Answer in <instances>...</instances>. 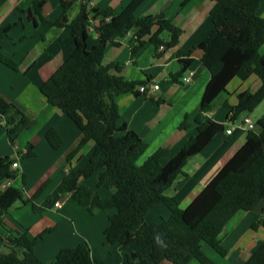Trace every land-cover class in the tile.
Returning <instances> with one entry per match:
<instances>
[{
    "label": "trees",
    "instance_id": "16d2710c",
    "mask_svg": "<svg viewBox=\"0 0 264 264\" xmlns=\"http://www.w3.org/2000/svg\"><path fill=\"white\" fill-rule=\"evenodd\" d=\"M59 1L63 14L56 21L42 13L47 0L36 1L34 8L28 11L36 24L68 27L74 37L73 53L42 85L41 92L47 102L66 114L82 133V140L70 158L89 141L96 143L88 165L80 171H71V176L64 180L62 194H70L92 215L116 208V214L109 217L105 234L109 243L140 246L139 253L128 255V264H216L203 251V244L225 257L228 252L220 237L228 222L237 213L252 211L264 201V114L256 122L258 130L248 131L243 147L187 208H182L180 200L166 195V191L183 173L188 161L202 152L218 133L226 131V125L216 122L209 114L220 96L229 95L227 86L234 78L245 81L256 76L261 85L256 91L239 93L236 105L224 102L230 109L228 123H236L242 113L251 114L264 103V54L260 52L264 44V18L258 15L263 0H213V29L196 47L203 51L201 62L211 76L195 118L198 134L164 166L161 164L164 149L139 163L148 144L127 124H120L116 98L136 93L144 83L128 81L120 75L122 66H104L102 62L108 43L117 45L116 38L132 30L137 42L132 49L134 56L145 45L147 37L156 50L161 46L165 49L176 46L181 29L164 13L136 17L130 8L116 15L110 10L100 12L86 3L70 21L74 0ZM97 18L100 20L94 33L98 34L99 43L89 49L92 34L89 27ZM12 27L0 28V63L18 71L19 63L2 52V41L9 36ZM163 33L169 34V41L162 38ZM194 50L176 53L181 70L171 75L175 82L184 84ZM2 121L12 144L34 125L30 116L0 96ZM46 138L54 149L63 145L54 129L47 132ZM33 155L31 151L25 154ZM13 163L11 157L0 158V249L3 246L10 249L6 255L0 254V264H94L86 241L75 248L62 249L53 262L46 263L36 254L37 241L42 235L31 238L26 232L16 233L6 225L4 219L16 203L27 205L34 200L28 198L23 189L12 186L1 189L19 175L12 168ZM93 176L99 188L112 191L111 196L102 197L81 182ZM158 204L170 210V218L148 223L147 214ZM258 226H264V207L254 228ZM244 264H264V243Z\"/></svg>",
    "mask_w": 264,
    "mask_h": 264
},
{
    "label": "crops",
    "instance_id": "0c3cea01",
    "mask_svg": "<svg viewBox=\"0 0 264 264\" xmlns=\"http://www.w3.org/2000/svg\"><path fill=\"white\" fill-rule=\"evenodd\" d=\"M40 0H1L0 28L13 25L9 36L2 41L3 54L19 63L15 71L0 63V96L16 105L30 116L34 125L23 131L15 144L8 138L7 128L0 125V158L11 157L18 162V177L2 185L1 189L12 186L23 189L28 198L34 200L27 205L16 203L4 222L16 233L26 232L31 238H38L36 254L46 262H53L64 248H75L86 241L91 248L94 264H128V255L137 254L141 248L137 243L128 247L109 243L106 230L109 217L116 214V208L97 211L93 215L76 203L68 193L62 194L64 180L71 176V171L84 169L93 155L96 143L91 140L71 158L82 140L78 126L59 108L47 102L41 87L62 66L73 53L74 37L68 27L36 24L28 11ZM86 3L100 12L110 10L116 15L132 8L136 17L164 13L181 29L176 46L156 50L146 38L145 45L133 56L132 49L137 46L135 31L124 37L116 38L117 45L108 43L102 64L122 66L121 76L132 82H143L151 86L159 84L158 91L147 96L137 90L116 98L120 111V124L138 134L147 144L146 153L139 163L160 149L166 151L161 164L167 165L192 137L198 134L195 118L199 112L202 97L210 81L209 71L202 65L203 51L196 47L213 29L211 11L213 0H74L69 13L70 21L80 12ZM42 13L51 21L61 18L63 9L59 0H47ZM33 16H36L32 12ZM258 15L264 18V0ZM99 18L93 23L98 24ZM169 41V34H162ZM99 43V36L92 33L88 48ZM193 63L186 72L193 73L189 83H177L171 75L181 70L176 57L178 51L194 49ZM264 54V44L260 48ZM115 74H119L113 71ZM185 76V77H186ZM261 85L256 76L248 80L234 78L227 86L229 95H222L215 103L209 117L225 124L226 130L230 109L224 105H236L237 95L250 90L256 91ZM258 110V109H257ZM253 115L259 119L264 109ZM250 114L242 113L238 123L250 117L252 130H258ZM185 126V127H184ZM54 129L63 140V145L54 149L46 134ZM249 129V128H248ZM248 129L234 127L230 135L226 131L218 133L207 147L191 158L166 195L176 197L182 208H187L213 180L218 172L243 147ZM31 151L33 156H25ZM88 187L102 197H109L112 191L97 186V178L81 179ZM60 203L55 207L56 202ZM264 201L252 211L237 213L226 225L221 234L222 245L228 254L220 256L215 251L204 247L203 251L216 264H244L264 243V226L254 228L262 215ZM170 210L156 205L146 216L148 223H158L169 219ZM207 245V244H206ZM208 246V245H207ZM10 252L9 247L0 249L1 255ZM163 264H171L164 262Z\"/></svg>",
    "mask_w": 264,
    "mask_h": 264
},
{
    "label": "built area",
    "instance_id": "2783aa9c",
    "mask_svg": "<svg viewBox=\"0 0 264 264\" xmlns=\"http://www.w3.org/2000/svg\"><path fill=\"white\" fill-rule=\"evenodd\" d=\"M108 20H109V18H107V21H108ZM95 25H96L95 23H93L92 25H90L89 30L91 31V33H94V31H95ZM163 49H164L163 46H161V47L159 48V50H161V51H162ZM192 77H193V73H189V74L183 79V81H184L185 83H189V82H191V80L193 79ZM159 88H160L159 84H154V85H152V86H151V90H149L148 87H147L146 85H142V86H139V87H138V90H139L141 93H143V94H145V95H147V96H150V94H152L153 92L158 91ZM0 125H5V121L0 122ZM252 125H253V122H252V120L250 119V117H246V118L243 120V122H241V123L236 122V123L230 124L231 128H229V129L226 130V134L230 135V134L232 133V129H233L234 127H240V128L245 129V130H247V129L249 128V129H248V131H249V130H251L250 127H252ZM18 167H19L18 162H14V163L12 164V168H13L14 170H16ZM59 206H60V203L57 201V202L55 203V207H59Z\"/></svg>",
    "mask_w": 264,
    "mask_h": 264
},
{
    "label": "rangeland",
    "instance_id": "374dc122",
    "mask_svg": "<svg viewBox=\"0 0 264 264\" xmlns=\"http://www.w3.org/2000/svg\"><path fill=\"white\" fill-rule=\"evenodd\" d=\"M165 34H167V33H165ZM223 95H227V94H223ZM258 109V110H257ZM256 110L258 111V112H260V111H262V109H264V103H262L258 108H257ZM255 112V111H254ZM253 112V113H254ZM253 113H251L250 115H251V118L253 119V120H255V122L257 121V117H255L254 115H253ZM249 115V116H250ZM258 118H261V115H260V117H258ZM204 247H208L210 250H212L209 246H207L206 244H204ZM212 251H214V250H212Z\"/></svg>",
    "mask_w": 264,
    "mask_h": 264
}]
</instances>
